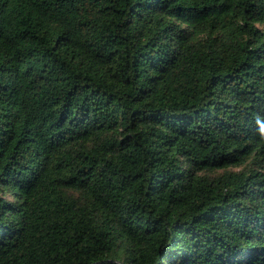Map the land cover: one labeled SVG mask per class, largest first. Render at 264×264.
I'll return each mask as SVG.
<instances>
[{
    "label": "trees",
    "instance_id": "1",
    "mask_svg": "<svg viewBox=\"0 0 264 264\" xmlns=\"http://www.w3.org/2000/svg\"><path fill=\"white\" fill-rule=\"evenodd\" d=\"M0 264H264V0H0Z\"/></svg>",
    "mask_w": 264,
    "mask_h": 264
}]
</instances>
